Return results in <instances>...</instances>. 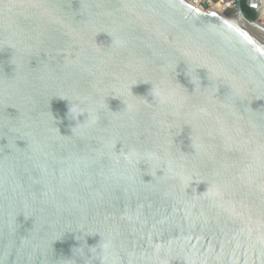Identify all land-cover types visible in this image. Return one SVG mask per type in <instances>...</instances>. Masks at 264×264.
<instances>
[{"label":"water","instance_id":"95a60500","mask_svg":"<svg viewBox=\"0 0 264 264\" xmlns=\"http://www.w3.org/2000/svg\"><path fill=\"white\" fill-rule=\"evenodd\" d=\"M242 2L0 0V264H264Z\"/></svg>","mask_w":264,"mask_h":264},{"label":"built area","instance_id":"2783aa9c","mask_svg":"<svg viewBox=\"0 0 264 264\" xmlns=\"http://www.w3.org/2000/svg\"><path fill=\"white\" fill-rule=\"evenodd\" d=\"M198 9L202 11L217 10L222 13H229L236 10L237 0H189ZM262 2L263 8L261 9L259 21L264 24V2Z\"/></svg>","mask_w":264,"mask_h":264},{"label":"trees","instance_id":"16d2710c","mask_svg":"<svg viewBox=\"0 0 264 264\" xmlns=\"http://www.w3.org/2000/svg\"><path fill=\"white\" fill-rule=\"evenodd\" d=\"M242 8H243V12L246 16L247 19H249L250 21H257L260 18V12L253 10L251 8L248 7L247 5V0H243L242 2ZM229 14H235V16H237L236 10L231 11ZM230 18V17H229Z\"/></svg>","mask_w":264,"mask_h":264},{"label":"rangeland","instance_id":"374dc122","mask_svg":"<svg viewBox=\"0 0 264 264\" xmlns=\"http://www.w3.org/2000/svg\"><path fill=\"white\" fill-rule=\"evenodd\" d=\"M223 14H225V13H223ZM225 15H227L228 17H230L231 19H233V20H237V16H235V14H225Z\"/></svg>","mask_w":264,"mask_h":264},{"label":"crops","instance_id":"0c3cea01","mask_svg":"<svg viewBox=\"0 0 264 264\" xmlns=\"http://www.w3.org/2000/svg\"><path fill=\"white\" fill-rule=\"evenodd\" d=\"M263 2H264V0H263Z\"/></svg>","mask_w":264,"mask_h":264},{"label":"bare ground","instance_id":"6f19581e","mask_svg":"<svg viewBox=\"0 0 264 264\" xmlns=\"http://www.w3.org/2000/svg\"><path fill=\"white\" fill-rule=\"evenodd\" d=\"M220 12V11H219Z\"/></svg>","mask_w":264,"mask_h":264}]
</instances>
